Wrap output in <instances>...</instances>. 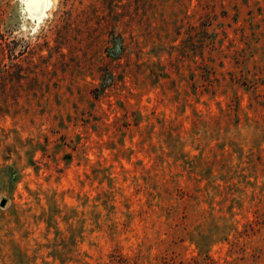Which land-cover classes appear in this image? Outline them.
Instances as JSON below:
<instances>
[{
    "label": "rangeland",
    "instance_id": "374dc122",
    "mask_svg": "<svg viewBox=\"0 0 264 264\" xmlns=\"http://www.w3.org/2000/svg\"><path fill=\"white\" fill-rule=\"evenodd\" d=\"M44 6L0 0V264H264V0Z\"/></svg>",
    "mask_w": 264,
    "mask_h": 264
},
{
    "label": "bare ground",
    "instance_id": "6f19581e",
    "mask_svg": "<svg viewBox=\"0 0 264 264\" xmlns=\"http://www.w3.org/2000/svg\"><path fill=\"white\" fill-rule=\"evenodd\" d=\"M29 1V0H28ZM34 1H36V0H34ZM44 2H45V8L48 6V5H50L51 4V2H52V0H44ZM29 5V4H28ZM32 5V4H31ZM42 6V5H41ZM42 8V7H41ZM30 9L32 10L33 8H31L30 7Z\"/></svg>",
    "mask_w": 264,
    "mask_h": 264
},
{
    "label": "water",
    "instance_id": "95a60500",
    "mask_svg": "<svg viewBox=\"0 0 264 264\" xmlns=\"http://www.w3.org/2000/svg\"><path fill=\"white\" fill-rule=\"evenodd\" d=\"M5 203H6V201H5V200H2L0 206H1V207L5 206Z\"/></svg>",
    "mask_w": 264,
    "mask_h": 264
}]
</instances>
